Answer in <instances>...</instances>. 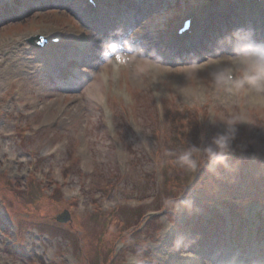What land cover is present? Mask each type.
Instances as JSON below:
<instances>
[{
    "label": "rangeland",
    "instance_id": "374dc122",
    "mask_svg": "<svg viewBox=\"0 0 264 264\" xmlns=\"http://www.w3.org/2000/svg\"><path fill=\"white\" fill-rule=\"evenodd\" d=\"M230 1L221 20L224 1L0 0V264H264V93L236 87L241 53L264 51V36L168 49L194 6L205 37L256 5ZM35 34L60 44L38 50Z\"/></svg>",
    "mask_w": 264,
    "mask_h": 264
},
{
    "label": "bare ground",
    "instance_id": "6f19581e",
    "mask_svg": "<svg viewBox=\"0 0 264 264\" xmlns=\"http://www.w3.org/2000/svg\"><path fill=\"white\" fill-rule=\"evenodd\" d=\"M97 2H99V0H97ZM102 2L103 1H100L99 3H102ZM259 5H262V3H260ZM233 9L238 18V22L236 25L234 21L233 23L227 26L224 22H221V21L217 22L214 27V30L209 32L205 37L202 34L203 30H201V26L199 25L194 30L190 31L189 33L186 32L180 36L175 35L176 40L175 39L171 40L169 38V42H168V49L171 52V54H176L178 58L180 56V53L188 52L190 51L191 48H193L196 45H199L200 48H204L206 44H211L213 42L222 43L223 42L222 40H224V36H226L225 37L226 39L228 37V33L231 30H234L235 32H237L239 35L242 36V40L240 41L243 44L241 46V50L245 49L246 47H250V46L256 47L255 45H257V43L260 42V38L264 36V5L261 7L260 6L256 7L252 9L251 11H247L245 6L244 7L242 6L241 8L234 7ZM89 11H91V13L96 14L93 16L94 18H97V20L100 19L99 17H101V15L96 8L94 9L91 7ZM220 13L221 12L217 13V15H219ZM199 16L200 15H196L197 18ZM201 18H204V15H202ZM115 20L116 19L109 16V20L107 19L105 22L100 21L99 23L101 24L103 30L110 32L111 34L118 35L119 33H121V31H123L122 29L123 26L119 22H116ZM117 20H120L121 23H124L123 20L120 19V17L119 19L117 18ZM198 21H199V18H198ZM223 46H225V49H230V51H237V49H234L231 46H226V45H223ZM145 47H146V52L152 51V48H153L152 46L150 47V45H147V46L145 45ZM194 50H196V48H194ZM44 121H46V119ZM222 256H224V254H222ZM240 258L244 262H251L254 259V257L251 255L250 252L245 255L240 256ZM226 259L231 260L230 264H237V261L239 260V256L238 257L228 256Z\"/></svg>",
    "mask_w": 264,
    "mask_h": 264
},
{
    "label": "clouds",
    "instance_id": "9594fccd",
    "mask_svg": "<svg viewBox=\"0 0 264 264\" xmlns=\"http://www.w3.org/2000/svg\"><path fill=\"white\" fill-rule=\"evenodd\" d=\"M240 63L244 65V72L241 78L236 81V87L244 88L245 85L251 86L257 92L264 93V51L255 48L249 49L241 53L239 57ZM230 79V77H227ZM218 82L219 77H217ZM229 124L234 121H229ZM228 137L221 135L216 139V149L208 148L207 156L211 162L222 163L225 159L224 153L228 150ZM182 164L189 167H195V162L191 159V153L185 152L179 157Z\"/></svg>",
    "mask_w": 264,
    "mask_h": 264
},
{
    "label": "trees",
    "instance_id": "16d2710c",
    "mask_svg": "<svg viewBox=\"0 0 264 264\" xmlns=\"http://www.w3.org/2000/svg\"><path fill=\"white\" fill-rule=\"evenodd\" d=\"M192 169H194V168H192ZM192 173H193V172H192ZM230 209H231V211L233 212V207H231ZM210 223H211V221H210ZM210 223H208V224H209L208 229L205 228L207 232H212L213 228H214V230H216V225L219 226V224H221V221L219 220V217H214L213 224L210 225ZM211 226H213V228H212ZM219 228H220V227H219ZM217 229H218V228H217ZM197 230H198V229H197ZM197 230H196V233L198 234V231H197ZM204 231H205V230H204ZM198 235H199V234H198ZM205 239H209V237H205Z\"/></svg>",
    "mask_w": 264,
    "mask_h": 264
},
{
    "label": "water",
    "instance_id": "95a60500",
    "mask_svg": "<svg viewBox=\"0 0 264 264\" xmlns=\"http://www.w3.org/2000/svg\"><path fill=\"white\" fill-rule=\"evenodd\" d=\"M56 220L61 223H65L68 220V214L64 212L56 217Z\"/></svg>",
    "mask_w": 264,
    "mask_h": 264
},
{
    "label": "snow or ice",
    "instance_id": "6c2138e0",
    "mask_svg": "<svg viewBox=\"0 0 264 264\" xmlns=\"http://www.w3.org/2000/svg\"><path fill=\"white\" fill-rule=\"evenodd\" d=\"M119 59V58H118Z\"/></svg>",
    "mask_w": 264,
    "mask_h": 264
}]
</instances>
